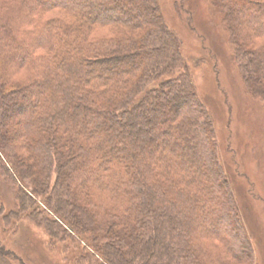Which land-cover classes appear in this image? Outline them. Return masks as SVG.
Wrapping results in <instances>:
<instances>
[{"label": "trees", "instance_id": "16d2710c", "mask_svg": "<svg viewBox=\"0 0 264 264\" xmlns=\"http://www.w3.org/2000/svg\"><path fill=\"white\" fill-rule=\"evenodd\" d=\"M209 2L264 102V0ZM219 151L159 0H0V173L75 264H254Z\"/></svg>", "mask_w": 264, "mask_h": 264}, {"label": "rangeland", "instance_id": "374dc122", "mask_svg": "<svg viewBox=\"0 0 264 264\" xmlns=\"http://www.w3.org/2000/svg\"><path fill=\"white\" fill-rule=\"evenodd\" d=\"M209 1L159 3L164 19L180 38L198 94L214 120L221 161L234 183V196L255 249L254 264H264V102L247 91L221 15L212 10ZM175 68L166 70L162 79H172ZM25 78L22 74L13 83ZM156 85L155 79L152 86ZM2 148L6 150V146ZM18 220L22 224L15 230ZM0 242L24 264H75L73 260L80 254L78 243L54 241L41 221L20 218L15 188L1 173ZM66 245L69 249L65 250Z\"/></svg>", "mask_w": 264, "mask_h": 264}]
</instances>
